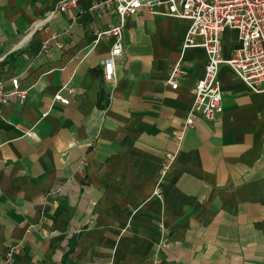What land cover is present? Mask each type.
<instances>
[{"label":"crops","instance_id":"0c3cea01","mask_svg":"<svg viewBox=\"0 0 264 264\" xmlns=\"http://www.w3.org/2000/svg\"><path fill=\"white\" fill-rule=\"evenodd\" d=\"M59 1L0 0V78L28 89L0 106V264H264V92L223 63V112L179 138L208 57L184 46L189 19L127 16L111 82L95 30L117 13Z\"/></svg>","mask_w":264,"mask_h":264},{"label":"built area","instance_id":"2783aa9c","mask_svg":"<svg viewBox=\"0 0 264 264\" xmlns=\"http://www.w3.org/2000/svg\"><path fill=\"white\" fill-rule=\"evenodd\" d=\"M77 2L78 0H60L55 9L68 10ZM89 8L100 15L111 10L118 16L116 22L95 30L96 40L103 37L113 38L110 54L103 61L104 79L111 82L115 81L117 58L124 53L127 16L147 9L155 14L189 19L184 46H202L207 50L208 57L204 75L194 87L195 95L190 112L185 118L183 128L177 133L179 138H182L187 127L195 124L197 116L215 120L223 112L225 93L218 78L223 63L228 64L250 90L264 92V0H92ZM232 27L237 29L240 43L233 48L230 56L225 57L221 34L225 29ZM24 41L21 39L17 45H22ZM48 43L45 42L44 46L47 47ZM185 74L186 69L181 60H176L167 80L176 88L179 85L178 78ZM65 88H68V85L61 86L53 97L56 101L68 104L71 98L63 93ZM27 91L28 89L21 86L17 75L11 78L10 84L0 78V106L8 104L16 94L25 100ZM176 157L177 152L165 151L160 166L162 175L173 168ZM153 193L163 197L160 184L155 186ZM160 225L161 232L165 234L166 225ZM165 241L166 239L163 245Z\"/></svg>","mask_w":264,"mask_h":264},{"label":"rangeland","instance_id":"374dc122","mask_svg":"<svg viewBox=\"0 0 264 264\" xmlns=\"http://www.w3.org/2000/svg\"><path fill=\"white\" fill-rule=\"evenodd\" d=\"M222 38L224 36V41L225 42H231L232 39H235L237 37V31L234 28H228L225 31L222 32Z\"/></svg>","mask_w":264,"mask_h":264},{"label":"trees","instance_id":"16d2710c","mask_svg":"<svg viewBox=\"0 0 264 264\" xmlns=\"http://www.w3.org/2000/svg\"><path fill=\"white\" fill-rule=\"evenodd\" d=\"M100 96H101V98H103V97H104V93H103V92H101V95H100Z\"/></svg>","mask_w":264,"mask_h":264}]
</instances>
